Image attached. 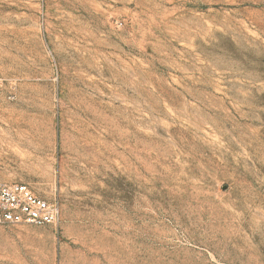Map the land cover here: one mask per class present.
<instances>
[{
	"label": "rangeland",
	"instance_id": "374dc122",
	"mask_svg": "<svg viewBox=\"0 0 264 264\" xmlns=\"http://www.w3.org/2000/svg\"><path fill=\"white\" fill-rule=\"evenodd\" d=\"M0 80V264H264V0H0Z\"/></svg>",
	"mask_w": 264,
	"mask_h": 264
},
{
	"label": "built area",
	"instance_id": "2783aa9c",
	"mask_svg": "<svg viewBox=\"0 0 264 264\" xmlns=\"http://www.w3.org/2000/svg\"><path fill=\"white\" fill-rule=\"evenodd\" d=\"M0 80V105L13 99ZM61 208L58 201L39 195L25 182H0V224L58 226Z\"/></svg>",
	"mask_w": 264,
	"mask_h": 264
},
{
	"label": "crops",
	"instance_id": "0c3cea01",
	"mask_svg": "<svg viewBox=\"0 0 264 264\" xmlns=\"http://www.w3.org/2000/svg\"><path fill=\"white\" fill-rule=\"evenodd\" d=\"M35 226V225H34ZM45 226H53V225H44V226H37V227H45ZM55 227V226H54Z\"/></svg>",
	"mask_w": 264,
	"mask_h": 264
}]
</instances>
